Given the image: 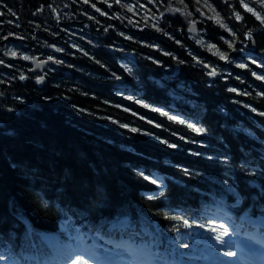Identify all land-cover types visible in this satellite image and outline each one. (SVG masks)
Here are the masks:
<instances>
[{
    "label": "trees",
    "instance_id": "obj_1",
    "mask_svg": "<svg viewBox=\"0 0 264 264\" xmlns=\"http://www.w3.org/2000/svg\"><path fill=\"white\" fill-rule=\"evenodd\" d=\"M205 1L223 23L218 18L198 25L206 42L216 45L214 52L232 55L226 42L231 28L234 46L245 41L249 31L253 36L248 48L264 54V22L239 0H227V7L222 6L223 0ZM193 2L184 0L187 20L178 8H171V0H4L12 11L0 15V59L6 61L0 64V242H11L16 249L17 238H25L24 224L18 219L13 225L10 222L14 214L24 216L35 232L57 230L60 213L51 202L65 192L67 199L61 198V205L69 200L73 208L92 203L93 211L86 218L97 223L117 216L114 204L123 207L129 202L135 205L131 216L139 217L137 209H141L162 224L174 222L173 218L181 222L188 215L173 214L164 205L182 210L188 202L196 206L205 197L195 187L209 188L203 176L186 174L184 168L190 173L206 170L215 161L194 153L227 152L239 159L241 144L254 149L255 156L264 149V115L260 114L264 79H256L250 68L229 64L228 73L208 80L210 70L205 64L223 66L187 33L190 22L197 19ZM130 4H136L133 10ZM235 11L241 12L243 20L235 19ZM129 54L136 60L135 66L126 62L130 70L120 65ZM25 55L53 56L64 63L51 67L45 85L40 86ZM200 60L205 64L198 65ZM121 78L132 86L127 92L139 99L117 94ZM164 80L172 82L165 85ZM173 92L178 99L184 93L179 102L187 107L196 103L195 110L182 106L179 113L192 114L207 132L197 133L189 123L155 109L168 107L175 100ZM221 135L230 148L218 141ZM155 170L177 181H168L163 200L145 198L155 190L146 178ZM185 175L189 181L182 186L180 178ZM245 179L254 177L237 169L241 189ZM40 192L50 202V210L43 208ZM247 192L259 195L251 186Z\"/></svg>",
    "mask_w": 264,
    "mask_h": 264
},
{
    "label": "snow or ice",
    "instance_id": "obj_2",
    "mask_svg": "<svg viewBox=\"0 0 264 264\" xmlns=\"http://www.w3.org/2000/svg\"><path fill=\"white\" fill-rule=\"evenodd\" d=\"M85 3L88 2V0H84ZM117 3H119V0H116ZM199 2V0H197ZM239 3L243 5L245 9L248 10V12L254 13L257 18H259L262 22H264V15H261L260 12L255 11L253 7H249L248 3H245L244 0H239ZM0 4L4 5L3 9H0V15H3L4 10H7L8 12H11L12 10L8 8L7 4H4V0H0ZM224 7H227V0H223ZM93 8L96 7L95 4L92 5ZM99 10V9H97ZM107 15L108 13H104ZM15 15V13H13ZM235 19L237 20H243V17L241 15L240 11H235ZM178 18V17H177ZM167 24V21H165V25ZM229 32H232V29H228ZM11 35V33H10ZM123 35V33H121ZM233 35L235 33L233 32ZM247 35L251 38L252 33L248 32ZM7 39V37H4ZM131 39V37H129ZM224 37L222 36L221 39ZM243 41H241V49L243 48ZM228 44L230 46H233V41L229 38ZM216 45L213 44V47ZM53 48L56 47V45H52ZM73 47H76L73 45ZM62 49H58L60 51ZM15 55V53H13ZM222 57L224 59H228L226 54H222ZM32 57H29L27 55L24 56V59H31ZM250 58V57H249ZM55 58L53 56H48V60H54ZM149 59H152V57H149ZM156 63H162L159 60L155 61ZM256 61L253 59V63ZM6 61L3 59H0V64H5ZM56 64L64 63L63 60L55 59ZM179 63H184V61H179ZM201 64H204L203 60H200ZM8 67H12L11 64L8 65ZM240 67H247L245 63H241ZM216 71L215 68L212 69V71L208 72L207 74L209 76L213 75V73ZM255 74V73H253ZM20 79H25V76L21 75ZM35 79L38 82H42L44 80V76L38 75L35 77ZM261 79H264V76L261 77ZM235 91V89H232ZM2 95V94H0ZM131 98V97H129ZM139 103H143L142 100L137 101ZM150 106V105H149ZM251 107V105H249ZM158 111L161 109H157ZM252 111H257L256 108H252ZM261 115H264V111L260 113ZM167 115V113H165ZM173 119H177V117H173ZM184 121L181 120V123ZM125 128L129 127V125L125 124L123 125ZM189 127H191L193 130H195L197 133H203L207 132V128H200L195 123L189 124ZM225 127H228L227 124H225ZM133 131H136V129H133ZM218 141L225 145L226 148H230V145L227 144V141L225 138L221 135L218 138ZM165 143H168L167 141H164ZM201 143H205L201 141ZM172 147H176L175 144L171 145ZM191 151V150H190ZM240 151V158L237 159L233 155L227 152H218L213 154L208 153H194L195 155H203L206 159L212 160L214 159L216 161V166L219 167L220 171L218 173L212 171V170H199L196 172L197 176H203L205 179V182L208 183L209 188L207 191L204 189H201L200 187H195V191L201 194L202 197H208L210 198L209 201H202L205 203L206 206H209V204H221L226 208H232L236 209L239 206L243 204V202L246 199H250L252 201V205H250L247 209L244 210L243 216L250 217L252 207H258L261 212V219H264V202H261L259 204H256L257 200L264 201V149H261L258 156L253 155L254 149H250L246 147L244 144H241L239 146ZM237 169L243 170L247 176L254 177V179H245L243 181L244 188L241 189L240 185L237 184ZM184 172L186 174L191 175L192 173L189 172L188 168H184ZM139 173L141 176L144 175L143 170H139ZM148 180H152V176L148 175L146 177ZM173 182H176V178H171ZM156 181H153L155 183ZM216 186H219L218 188ZM255 187L259 189V195L251 194L247 192V188ZM156 191H160V189H157ZM162 194V193H161ZM38 198H40V201L42 203V206L45 210H50V202L47 199H44V192H40L37 194ZM231 195L235 198L234 203L231 205L227 204L228 196ZM65 198L67 199V193L61 194V197H58L56 200L51 202V206L55 207L57 211L60 213V219L63 222L67 221L70 217H75L76 220L83 219L86 215H89L93 211V205L92 203H88L83 205L81 208H73L71 207L70 200L66 202L65 204L61 205L60 199ZM117 210V216L114 220H108V219H102L100 222L97 223H89L86 225L85 229L76 228L73 227V231L75 232V236L73 237L74 240V246L69 249V252L62 253L58 255H52L48 253L45 249L49 246L51 238L44 233H38L35 232V230L31 229L29 227L28 234L29 238L31 236H35L36 239L32 240L29 249H21L19 256L20 258H17L16 253L14 252L13 245L11 242H8L6 245L2 242H0V264H5V261H9L10 264H69V261H71V264H77V261H80V264H87L86 261H83V255L92 253L96 254L98 250L102 249L104 254L106 256H111L115 249L111 247L115 242L113 239V233H116L118 229L124 228L125 226L128 228H132L133 231L128 235L129 240H133L136 236L140 235V233L135 231V226L138 223L140 226L141 231L148 235L153 237V243H159L160 242V235H161V228L159 226V223L156 222L151 216L147 215L143 210L137 209L139 212V217L137 221H133L131 217V209L135 207V205L132 202L127 203L123 207L114 204L113 205ZM164 206H167L166 204ZM23 218V217H22ZM235 221V217H231ZM187 223V221H185ZM204 225L201 224L200 227L202 228ZM228 227L227 225L224 226V233L227 234ZM239 235V233H234ZM218 240H221V245L223 246H229L227 242H225L220 236L216 237ZM98 240H105L106 244H100L98 243ZM48 242V243H46ZM171 243V241H169ZM186 246V245H185ZM219 250H223L220 248ZM229 255H234V253L229 252ZM73 256L75 259H73ZM195 259V257H194Z\"/></svg>",
    "mask_w": 264,
    "mask_h": 264
},
{
    "label": "rangeland",
    "instance_id": "obj_3",
    "mask_svg": "<svg viewBox=\"0 0 264 264\" xmlns=\"http://www.w3.org/2000/svg\"><path fill=\"white\" fill-rule=\"evenodd\" d=\"M194 2V8H195V12L199 13L202 16V19L198 18V22H204L209 21V20H218V14L213 10V8L211 7V5L205 1V0H199V2H197V0H193ZM249 7H253L255 9V11L260 12L261 15L263 14L262 11H264V0H249L248 1ZM135 5H129V7L133 10ZM171 8H178L179 12L184 16V18H187L188 20V15H187V6L184 3V0H171ZM173 10V9H172ZM262 10V11H260ZM252 13V12H251ZM253 15L256 17V19L259 22H262L259 18H257V16L253 13ZM194 21V20H193ZM191 21V23L193 22ZM219 23L220 25H223V23L221 22L220 18H219ZM156 25H159L158 22L155 23ZM190 26V25H188ZM199 32V29H198ZM229 38L233 41L234 44V35L232 32H228ZM194 38L195 40V44L201 48V49H207L211 54H213L214 59H222V53H220L219 51L214 52L212 45H210L208 42H206L205 37L202 35L201 32L198 33V35H196ZM226 39V42L228 43V39ZM229 45V44H227ZM229 47H233L230 46ZM242 56H244L245 61L248 63L250 62L252 65V68H254V70H261L264 71V63L263 62H258L256 61L251 54H248L247 51H241L240 52ZM250 57V58H249ZM224 59V58H223ZM253 59L256 61L255 63H253ZM243 68V67H242ZM261 75L264 74H260L256 75L257 79H261ZM165 85L167 83H169V80H164ZM216 257V256H214ZM147 261V260H146Z\"/></svg>",
    "mask_w": 264,
    "mask_h": 264
},
{
    "label": "bare ground",
    "instance_id": "obj_4",
    "mask_svg": "<svg viewBox=\"0 0 264 264\" xmlns=\"http://www.w3.org/2000/svg\"><path fill=\"white\" fill-rule=\"evenodd\" d=\"M196 17H197V16H196ZM75 22H77V21H72L71 23H75ZM79 22L82 23V21H79ZM100 28L103 29V27H100ZM94 30H95L96 32H99V31H100V29H98V28H95ZM35 39H36V38H35ZM33 59H36V58H33ZM55 65H56L55 62H54V64H50V65H49L50 69H51V67H54ZM207 170H212V171H214V172H216V173H218V172L220 171L219 167L216 166V161H212V162H210V163L208 164V166H207V168H206L205 171H207ZM194 173H196V172L193 171L192 174H194ZM180 179H181L182 182L184 183V184H182V186H186L187 182L189 181V180H188V177L185 175V176L181 177ZM167 183H169V182H167ZM13 216H15V219H14L13 221L10 220V222L12 223V225H13L14 223H16V221H17V215L14 214ZM11 231L14 232L15 229L12 228Z\"/></svg>",
    "mask_w": 264,
    "mask_h": 264
},
{
    "label": "water",
    "instance_id": "obj_5",
    "mask_svg": "<svg viewBox=\"0 0 264 264\" xmlns=\"http://www.w3.org/2000/svg\"><path fill=\"white\" fill-rule=\"evenodd\" d=\"M191 28H195V25H192ZM191 31L194 32L193 29ZM30 64L34 66V69L32 70L33 73H43L46 70V67L48 65L54 64V61H42V62H39L38 59H35L34 61L30 62ZM210 78H212V77H210Z\"/></svg>",
    "mask_w": 264,
    "mask_h": 264
}]
</instances>
